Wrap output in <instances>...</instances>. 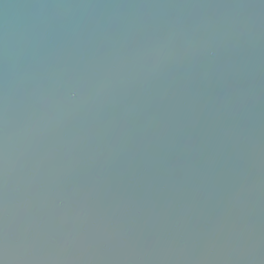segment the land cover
Instances as JSON below:
<instances>
[{
	"label": "water",
	"instance_id": "obj_1",
	"mask_svg": "<svg viewBox=\"0 0 264 264\" xmlns=\"http://www.w3.org/2000/svg\"><path fill=\"white\" fill-rule=\"evenodd\" d=\"M0 264H264V0H0Z\"/></svg>",
	"mask_w": 264,
	"mask_h": 264
}]
</instances>
